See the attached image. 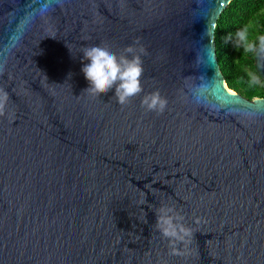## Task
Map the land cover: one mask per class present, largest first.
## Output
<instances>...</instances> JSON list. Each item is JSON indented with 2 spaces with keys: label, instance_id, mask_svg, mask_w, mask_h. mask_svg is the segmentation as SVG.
Segmentation results:
<instances>
[{
  "label": "water",
  "instance_id": "obj_1",
  "mask_svg": "<svg viewBox=\"0 0 264 264\" xmlns=\"http://www.w3.org/2000/svg\"><path fill=\"white\" fill-rule=\"evenodd\" d=\"M230 1L0 0V264H264V97L220 71ZM93 45L146 49L127 105L84 92ZM254 61L264 79V38ZM161 207L191 235L163 237Z\"/></svg>",
  "mask_w": 264,
  "mask_h": 264
},
{
  "label": "clouds",
  "instance_id": "obj_2",
  "mask_svg": "<svg viewBox=\"0 0 264 264\" xmlns=\"http://www.w3.org/2000/svg\"><path fill=\"white\" fill-rule=\"evenodd\" d=\"M81 53L83 64L81 71L89 85L84 92L100 96L112 91L121 106L127 105L133 97L143 92L142 56L146 54L143 46L137 48L135 45H129L122 54L117 55L106 46L93 45L84 47ZM7 98V93H4L3 99L0 100V116L5 115ZM141 105L148 111L163 112L167 101L156 91L145 94ZM182 220L183 217L170 207L158 209L157 228L163 237L173 243L183 241L191 235V230L180 223Z\"/></svg>",
  "mask_w": 264,
  "mask_h": 264
},
{
  "label": "trees",
  "instance_id": "obj_3",
  "mask_svg": "<svg viewBox=\"0 0 264 264\" xmlns=\"http://www.w3.org/2000/svg\"><path fill=\"white\" fill-rule=\"evenodd\" d=\"M215 49L227 87L249 99L264 97L255 48L264 38V0H231L215 28Z\"/></svg>",
  "mask_w": 264,
  "mask_h": 264
}]
</instances>
